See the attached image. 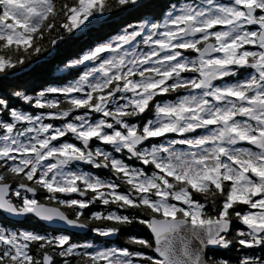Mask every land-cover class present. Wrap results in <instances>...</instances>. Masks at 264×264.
<instances>
[{
	"label": "snow or ice",
	"instance_id": "snow-or-ice-1",
	"mask_svg": "<svg viewBox=\"0 0 264 264\" xmlns=\"http://www.w3.org/2000/svg\"><path fill=\"white\" fill-rule=\"evenodd\" d=\"M69 41L0 91V264H264V0H0V81Z\"/></svg>",
	"mask_w": 264,
	"mask_h": 264
},
{
	"label": "trees",
	"instance_id": "trees-1",
	"mask_svg": "<svg viewBox=\"0 0 264 264\" xmlns=\"http://www.w3.org/2000/svg\"><path fill=\"white\" fill-rule=\"evenodd\" d=\"M155 2L160 6H164L171 3H182L184 0H155ZM136 18L135 14H126L123 18L118 17L114 22L113 27L117 23L120 27H123V23H120L121 19L127 20V22L130 23ZM80 47L81 45L78 41H69L51 54L45 52L42 59L30 62L29 66L24 67L23 70L17 71L8 81H0V91H12L15 88L20 87L29 91L39 90L42 86L71 79L72 77L63 69V63H65L69 57L74 55ZM78 234L83 235L80 237V241L90 239L94 236H91L89 232H78ZM116 242V244H123L121 240H116Z\"/></svg>",
	"mask_w": 264,
	"mask_h": 264
},
{
	"label": "flooded vegetation",
	"instance_id": "flooded-vegetation-1",
	"mask_svg": "<svg viewBox=\"0 0 264 264\" xmlns=\"http://www.w3.org/2000/svg\"><path fill=\"white\" fill-rule=\"evenodd\" d=\"M12 223L15 224V226H17V227H22V228H26V229L42 230V231L46 230V224H44L42 221H35V220H31V219H23V220H19V221H12ZM47 230H50V229H47ZM90 234H91V236L94 235L92 233H90ZM144 234L148 235L147 232H145ZM72 235H73V238L76 239V240H80V237L83 236V235L78 234V231H74L72 233ZM85 236H87V235H85ZM111 243H117V242L116 241H112ZM122 243H123V241H122Z\"/></svg>",
	"mask_w": 264,
	"mask_h": 264
},
{
	"label": "water",
	"instance_id": "water-1",
	"mask_svg": "<svg viewBox=\"0 0 264 264\" xmlns=\"http://www.w3.org/2000/svg\"><path fill=\"white\" fill-rule=\"evenodd\" d=\"M44 223V222H43ZM45 224V223H44ZM78 232H80V233H85L84 231H78Z\"/></svg>",
	"mask_w": 264,
	"mask_h": 264
}]
</instances>
